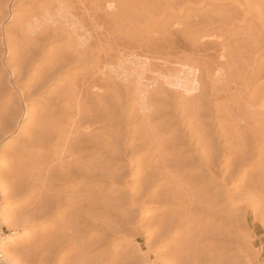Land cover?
I'll return each instance as SVG.
<instances>
[{
    "label": "rangeland",
    "instance_id": "1",
    "mask_svg": "<svg viewBox=\"0 0 264 264\" xmlns=\"http://www.w3.org/2000/svg\"><path fill=\"white\" fill-rule=\"evenodd\" d=\"M60 1L0 0L14 263L264 264V0Z\"/></svg>",
    "mask_w": 264,
    "mask_h": 264
},
{
    "label": "bare ground",
    "instance_id": "2",
    "mask_svg": "<svg viewBox=\"0 0 264 264\" xmlns=\"http://www.w3.org/2000/svg\"><path fill=\"white\" fill-rule=\"evenodd\" d=\"M58 1H59V0H58ZM61 1H62V0H61ZM61 1H60V2H61ZM67 1H69V0H67ZM67 1H65V2H67ZM73 1H74V0H73ZM78 1H79V0H78ZM54 2H55V1H54ZM76 2H77V1H76ZM83 3H84V1H83ZM86 3H87V2H86ZM243 4H244V3H243ZM68 5H69V4H68ZM84 5H86V4H84ZM244 5H245V4H244ZM55 6H56V5H55ZM59 6H60V5H59ZM62 6H63V5H62ZM236 6H237V5H236ZM49 7H50V6H49ZM65 7H66V5H65ZM69 7H70V6H69ZM86 7H87V6H86ZM67 8H68V6H67ZM67 8H63L64 11H65V9H67ZM59 9H60V7H59ZM86 9H87V8H86ZM247 9H248V8H247ZM47 10H48V8H47ZM57 10H58V9H57ZM245 10H246V9H245ZM52 11H53V10H52ZM59 11H60V10H59ZM68 11H69V10H68ZM68 11H67V12H68ZM77 11H78V10H77ZM239 11H240V10H239ZM246 11H247V10H246ZM248 11H249V9H248ZM61 12H62V8H61ZM108 12H109V11H108ZM257 12H258V11H257ZM42 13H43V12H42ZM63 13H64V12H63ZM80 13H81V12H80ZM110 13H111V12H110ZM43 14H44V13H43ZM59 14H62V13L59 12ZM64 14H65V13H64ZM68 14L70 15V13H68ZM78 14H79V13H78ZM85 14H86V13H85ZM89 14H90V12H89ZM246 14H247V13H246ZM57 15H58V14H57ZM45 16H46V15H45ZM59 16H60V15H59ZM59 16H58V17H59ZM63 16H64V15H63ZM63 16H62V17H63ZM66 16H67V15H66ZM77 16H78V15H77ZM108 16H109V15H108ZM56 17H57V16H56ZM81 17H82V16H81ZM33 18H34V17H33ZM46 18H47V17H46ZM60 19H61V17H60ZM77 19H78V18H77ZM89 19H91V18H89ZM203 19H204V18H203ZM63 20H64L63 23H65L64 25H65L66 28H68L69 31H70V35H71V34H74L75 23H76V22L79 23V21L75 20L73 17H72V18H69V16H68V17H65ZM80 20H82V19L80 18ZM0 21H1V20H0ZM26 21H27V20H26ZM44 21H45V20H44ZM49 21H50V19H49ZM83 21H84V18H83L82 22H83ZM85 21H86V18H85ZM82 22H80V24H81V25H84ZM198 22H199V21H198ZM204 22H206V21H204ZM53 23H54V21H53ZM85 23H86V22H85ZM178 23H179V22H178ZM208 23H209V22H208ZM28 25H29V24H28ZM86 25H87V24H86ZM86 25H85V27H86ZM177 25H178V24H177ZM53 26H54V25H53ZM65 26H64V28H65ZM26 27H27V26H26ZM81 27H82V26H81ZM85 27H84V28H85ZM87 27H88V25H87ZM64 28H63V30H62L63 32L65 31ZM61 29H62V28H61ZM61 29H60V30H61ZM78 29H79V28H78ZM82 29H83V28H82ZM212 29H213V28H212ZM28 30H29V29H28ZM60 30H59V31H60ZM79 30H81V29H79ZM83 30L85 31V29H83ZM87 30H88V29H87ZM32 31H33V30H32ZM62 31H61V32H62ZM76 31H78V30H76ZM76 31H75V32H76ZM29 32H30V31H29ZM34 32H35V31H34ZM183 32H184V31H183ZM209 32H210V31H209ZM77 33H78V34H77L76 36L78 37L77 40H78V42H79V43H78V42H77V43H78L81 47H83V46H87L86 44H87V38H88V37H86V35H85L86 32L84 33V35H83V33H82V34L79 33V32H77ZM88 35H89V34H88ZM90 35H91V34H90ZM202 35H203V34H202ZM209 35H211V34H209ZM220 35H221V33H220ZM164 36H166V35H164ZM168 36H169V34H168ZM207 36H208V35H207ZM67 37H69V36H67ZM205 37H206V36H205ZM165 38H166V37H165ZM165 38H164V39H165ZM215 38H217V36H216ZM215 38H214V40H215ZM167 39H168V38H167ZM218 39H219V38H218ZM90 40H91V39H90ZM207 40H208V39H207ZM224 40H225V39H224ZM70 41H71V40H70ZM169 41H170V40H169ZM208 41H209V40H208ZM208 41H207V43H208ZM219 41H220V40H219ZM166 42H167V41H166ZM210 42H211V41H210ZM210 42H209V43H210ZM213 42H214V41H213ZM215 42H217V41H215ZM234 42H235V40H234ZM75 43H76V42H75ZM193 43H194V42H193ZM202 43H204V42H202ZM211 43H212V42H211ZM217 43H218V42H217ZM220 43H222V42H219V44H220ZM223 43H224V42H223ZM0 44H1V43H0ZM70 44H71V43H70ZM195 44H196V43H195ZM205 44H206V43H205ZM212 44H214V43H212ZM212 44H211V46H212ZM215 44H216V43H215ZM215 44H214V45H215ZM219 44H218V45H219ZM79 45H78V46H79ZM165 45H166V44H165ZM203 45H204V44H203ZM80 46H79V47H80ZM204 46H205V45H204ZM216 46H217V44H216ZM222 46H223V45H222ZM75 47H76V45H75ZM162 47H163V46H162ZM217 47H219V46H217ZM238 47H239V46H238ZM83 48H84V50H86V49H85L86 47H83ZM164 48H165V47H164ZM204 48H205V47H204ZM206 48H207V47H206ZM206 48H205V49H206ZM209 48H210V47H209ZM214 48H215V46H214ZM228 48H229V47H228ZM228 48H227V47L225 48V46H224V51H225V49L228 50ZM234 48H235V47H234ZM236 48H237V47H236ZM236 48H235V49H236ZM79 49H80V48H79ZM166 49H167V48H166ZM196 49H197V48H196ZM210 49L213 50L212 47H211ZM210 49H209V50H210ZM216 49H217V48H216ZM229 49H230V48H229ZM235 49H233V50H235ZM81 50H82V49H81ZM202 50H203V47H202L201 51H202ZM214 50H215V49H214ZM219 50H220V47H219ZM221 50H222V49H221ZM204 51H205V50H204ZM217 51H218V50H217ZM217 51H216V52H217ZM230 51L232 52V50H230ZM162 52H163V51H162ZM216 52H215V53H216ZM218 52H219V51H218ZM228 52H229V50H228L227 52H225V53H228ZM231 52H230V53H231ZM80 53H81V52H80ZM82 53H83V50H82ZM209 53H210V52H209ZM221 53H223V51H220L219 54H221ZM167 54H168V52H167ZM80 55H81V54H80ZM82 55H83V54H82ZM84 55H85V54H84ZM221 55H222V54H221ZM224 55H226V57H227V54H224ZM163 57H164V56H163ZM210 57H211V56H210ZM134 58H135V57H134ZM166 58H167V57H166ZM218 59H219V58H218ZM227 59H228V58H227ZM120 60H121V59H120ZM207 60H208V59H207ZM223 60H224V59H223ZM223 60H222V61H223ZM123 61H124V60H123ZM123 61L121 62V67H122V68H123V66H127V65H126L127 62L125 63V61H124V62H123ZM127 61H128V60H127ZM163 61H164V60H163ZM216 61H218V60H216ZM136 62H137V61H136ZM161 62H162V61H161ZM162 63H163V62H162ZM218 63H219V61H218ZM159 64L161 65V63H159ZM165 65H166V64H165ZM161 66H162V65H161ZM121 67H120L119 69H122ZM128 67H129V66H128ZM166 67H167V66H166ZM166 67H164V68H166ZM126 68H127V67H124V69H123V70H124V75H125V72L128 70V69L125 70ZM135 69L137 70V72H136L135 74L138 73V70H139V73L142 72L141 69L136 68V66H135L134 71H132V69H131V71H132L131 74L133 73V75H135V74H134ZM153 69H154V68H153ZM123 70H122V71H123ZM140 70H141V71H140ZM159 70H160V68H159ZM161 70H162V68H161ZM212 70H213V69H212ZM129 71H130V69L128 70V72H129ZM151 71H152V68H151ZM128 72H126V73H127V76H129V75H128ZM165 72H166V69H165ZM165 72L163 73V75L165 74ZM215 72H216V71H215ZM139 73L137 74L136 77H134V80H136V78H137V82H138V84H139V86H140V84H143L142 82H143L144 79L142 80V76H143V74H141V75H142V76H141ZM153 73H154V74H153V78H154L155 83L157 82V83L159 84V82H161L162 79L164 80V76L161 74V72H158V71L155 72V71H154ZM168 73H169V72H168ZM174 73H175V72H174ZM220 73H221V71H220ZM220 73H219V74H220ZM175 74H176V73H175ZM215 74H216V73H215ZM144 75H145V74H144ZM165 75H166V74H165ZM213 75H214V74H213ZM130 76H131V75H130ZM167 76H168V75H167ZM176 76H178V74H177ZM219 76H221V75H218V77H219ZM167 78H169V77H167ZM174 78H175V77H174ZM184 78H185L184 80H186V79L188 80V77L186 78V76H185ZM190 78H191V77H190ZM190 78H189V81H190ZM129 79H130V78H129ZM169 79H170V78H169ZM177 79H178V78H177ZM134 80H133V82H134ZM160 80H161V81H160ZM217 80H218V79H217ZM219 80H220V79H219ZM222 80H223V79H222ZM127 81H128V79H127ZM171 81H172V80H171ZM171 81H170V82H171ZM178 81H179V79H178ZM182 81H183V80H182ZM224 81H225V80H224ZM162 82H163V81H162ZM162 82H161V83H162ZM164 82H165V80H164ZM164 82H163V83H164ZM170 82H169V83H170ZM127 83H128V82H127ZM152 83H153V81H152ZM157 83H156V84H157ZM161 83H160V84H161ZM190 83H191V82H190ZM190 83H189V84H190ZM214 83H216V82H214ZM221 83H222V82H221ZM131 84H132V83H131ZM160 84H159V85H160ZM189 84H188V81H187V83H185V82L181 83L180 81L177 82V85H178L179 87L184 88L185 91L188 90V91L191 92L190 89L192 88V90H193V87H194V86H193V85H189ZM193 84H194V83H193ZM154 85H155V84H154ZM170 85H172V84H170ZM139 86H138V88H139ZM155 86H156V85H155ZM157 86H158V85H157ZM173 86H174V85H173ZM178 86H177V88H179ZM214 86H215V84H214ZM216 86H217V85H216ZM223 86H224V85H223ZM226 86H227V85H226ZM160 87H161V86H160ZM169 87H170V86H169ZM220 87H221V86H220ZM220 87H219V88H220ZM140 88H141V87H140ZM219 88L217 89V87H216V91L219 90ZM225 88H227V87H225ZM225 88H223L224 90H222V88H221L219 91H220V92H221V90H222V91H225V90H226ZM228 88H229V87H228ZM141 89H143V88H141ZM141 89H140V91H142ZM153 89H154V88H153ZM162 89H163V88H162ZM184 89H182V90L184 91ZM156 90L158 91V89H156ZM229 91H230V90H229ZM229 91H228V92H229ZM143 92H144V91H143ZM143 92H142V93H143ZM160 92H161V91H160ZM179 92H181V91H179ZM217 92H218V91H217ZM140 93H141V92H140ZM140 93H139V94H140ZM144 93H146V92H144ZM181 93H182V92H181ZM221 93H224V92H221ZM233 93H234V92H233ZM235 93H236V91H235ZM186 94H187V93H186ZM188 94H189V93H188ZM194 94H195V93H194ZM148 95H149V94H148ZM192 95H193V94H192ZM145 96H146V95H145ZM190 96H191V95H190ZM139 97H141V96H139ZM194 98H195V97H194ZM189 99H190V98H189ZM139 100H140V99H139ZM140 102H141V101H140ZM146 102H147V100H146ZM146 102H145V103H146ZM146 106H147V105H146ZM235 113H236V112H235ZM235 115H236V114H234L233 116H235ZM260 115H262V113H261ZM233 116L231 115L232 118H234ZM231 117H230V118H231ZM236 117H237V116H236ZM261 117H262V116H261ZM261 117L259 116V118H261ZM262 118H264V117H262ZM234 119H235V118H234ZM237 129H238V128H237ZM240 131H241V130L239 129L238 132L240 133ZM239 133H238V134H239ZM242 134H243V133H242ZM74 139H75V138H74ZM240 139H242V138H240ZM69 140H71V139H69ZM72 140H73V138H72ZM240 142H241V141H240ZM242 142H243V141H242ZM75 143H76V142H75ZM75 143H74V144H75ZM70 144H71V141H70ZM74 144H72V146H73ZM241 144H242V143L238 144L239 147H240ZM243 145H245V144H243ZM68 146H69V145H68ZM70 146H71V145H70ZM243 147H244V146H243ZM70 148H71V147H70ZM241 148H242V146H241ZM244 148H245V147H244ZM244 148H242V149H244ZM237 149L240 150V148H237ZM244 150H245V149H244ZM244 150H243V151H244ZM247 150H248V149H247ZM248 151H250V150H248ZM245 153H246V152H245ZM250 153H251V152H250ZM250 153H249V155H250ZM247 154H248V153H247ZM241 156H242V155H241ZM242 157H243V156H242ZM247 158H248V157H247ZM72 159H73V158H72ZM72 159H71V161H72ZM73 162H74V161H73ZM81 163H82V162H81ZM77 164H78V163H76L75 165H77ZM82 164H83V163H82ZM72 165H73V163H72ZM78 165L80 166V164H78ZM70 166H71V165H70ZM79 166H77V167H79ZM72 167H73V166H72ZM72 167H70V168H72ZM66 168H67V167H66ZM73 168H76V167H73ZM67 169H68V168H67ZM163 169H164V168H163ZM68 171H69V170H68ZM71 171H73V169H71ZM160 171H161V170H160ZM75 172H76V169H75ZM77 172H79V171H77ZM77 172H76V173H77ZM68 173H69V172H68ZM70 174H71V172H70ZM70 174H69V175H70ZM162 174H163V173H162ZM69 175H67V176H69ZM151 175H153V174H151ZM146 176H147V175H146ZM65 177H66V176H65ZM65 177H63V178H65ZM69 177H70V176H69ZM69 177H68V178H69ZM143 177H144V176H143ZM151 178H152V177H151ZM145 180H147V179H145ZM145 182H146V181H145ZM176 191H177V190H176ZM177 192H178V191H177ZM178 193H180V191H179ZM0 194H1V195H4V194H3L2 187H0ZM181 194H182V193H181ZM184 194H185V193H184ZM177 195H178V194H177ZM186 195H187V194H186ZM179 196L181 197L180 194H179ZM182 196H183V195H182ZM180 197L177 196L178 201H179V199H181ZM3 199H4V198H3ZM4 201H5V200H4ZM48 202H49V201H48ZM43 203H44V202H43ZM2 206H3V205H1L0 223H1V225H2L3 227L6 228V227H8V225H9V221H10V220H9V218L7 217V214L5 215V213H4V209L2 208ZM42 206H43V204H42ZM248 206H249V204H248ZM8 214H9V213H8ZM11 217H12V216H11ZM12 219H13V218H12ZM190 220H191V219H190ZM181 221H182V220H181ZM186 221L188 222V220H186ZM11 222H12V221H11ZM12 223H13V222H12ZM12 223H10V224H12ZM171 223H172V222H171ZM185 224H186V223H185ZM6 229H7V228H6ZM8 229H9V228H8ZM14 234H15V232H12L11 234H8V235L4 238L3 241H0V258L2 257L1 260L4 261V262H7L8 264H13V263H14V261L12 260V259H14V258H12L13 256L11 255L10 250H9V248L11 247V246L9 247V243L11 242V241H10V240H11V235H14ZM11 252H12V251H11ZM12 261H13V262H12ZM0 264H1V263H0ZM14 264H15V263H14Z\"/></svg>",
    "mask_w": 264,
    "mask_h": 264
},
{
    "label": "built area",
    "instance_id": "3",
    "mask_svg": "<svg viewBox=\"0 0 264 264\" xmlns=\"http://www.w3.org/2000/svg\"><path fill=\"white\" fill-rule=\"evenodd\" d=\"M1 205H2V200H1V194H0V212H1ZM9 234L8 230L3 227L0 223V241H3L4 238ZM0 263L1 264H8L7 262H4L0 258Z\"/></svg>",
    "mask_w": 264,
    "mask_h": 264
}]
</instances>
